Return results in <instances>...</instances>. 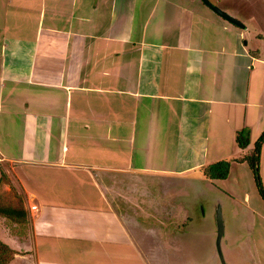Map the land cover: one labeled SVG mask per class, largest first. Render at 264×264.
I'll return each mask as SVG.
<instances>
[{
  "label": "crops",
  "instance_id": "crops-1",
  "mask_svg": "<svg viewBox=\"0 0 264 264\" xmlns=\"http://www.w3.org/2000/svg\"><path fill=\"white\" fill-rule=\"evenodd\" d=\"M244 40L202 0H0V178L29 229L0 218L11 264H218L198 259L169 189L250 177L264 67ZM259 171L264 187V143ZM248 209L236 247L264 264V205Z\"/></svg>",
  "mask_w": 264,
  "mask_h": 264
},
{
  "label": "rangeland",
  "instance_id": "rangeland-1",
  "mask_svg": "<svg viewBox=\"0 0 264 264\" xmlns=\"http://www.w3.org/2000/svg\"><path fill=\"white\" fill-rule=\"evenodd\" d=\"M210 1L246 26L245 29L241 28V31L244 35V41L247 42V48L249 50H255V52H257L256 55L259 56L258 61L262 62L261 64L258 62L256 63L255 66H257V69H261V66L264 67V0ZM256 137L254 133L251 138L252 143L257 142ZM239 173L240 171H236L233 177H231L230 185L217 181H209L201 175L190 176L187 181L182 178L183 180H180L179 186L177 181L170 183L169 191H172L171 194L173 195L171 196L173 199H171L170 205L174 206L173 204H176L175 207H185L188 212L185 214V216H187V219L185 217L186 224L189 226H186V238L190 240L194 237L190 243L196 240V248L199 251L198 259L201 262L207 261V257L212 253V256H215L218 264H224L220 259L217 249L218 233L216 215L218 206H221L225 228L221 248L225 264H227L228 260L229 264H249L246 262L248 257L246 259L244 258L245 254H243L242 249L236 247V245H238L237 242L242 239V235L239 231H243V226L238 227V225L242 221L240 219L245 220V216H243L244 209H248L249 207L260 208L264 205V200L259 193L252 171H250V177L248 176L247 179L245 178L244 182L241 180L242 178L238 176ZM235 180L237 182H234ZM6 181V177L0 178L1 206L5 208H25V200L14 192L12 187L9 188V182L6 183ZM6 184H8V186ZM153 185L155 186L157 183ZM158 186L160 187V185ZM167 186L169 187L168 184ZM227 188H235L236 191H239L238 194L242 197L241 200L234 201V199L229 196ZM163 190L165 191V189ZM164 191L160 190V193ZM245 203L247 208H244ZM254 204L258 205L253 206ZM33 206L34 205L29 206L31 216H34L35 213L32 212ZM11 223L13 222L11 221ZM28 230L26 224H20L13 227L12 234L21 238L27 236ZM0 239L4 238L0 237ZM255 239H261L258 236V232ZM262 240L264 241L263 236ZM227 241H230V244L235 246L232 247L231 252H229L226 246ZM258 241L261 242V240ZM259 244L261 245L262 243Z\"/></svg>",
  "mask_w": 264,
  "mask_h": 264
},
{
  "label": "trees",
  "instance_id": "trees-1",
  "mask_svg": "<svg viewBox=\"0 0 264 264\" xmlns=\"http://www.w3.org/2000/svg\"><path fill=\"white\" fill-rule=\"evenodd\" d=\"M239 28V27H238ZM264 143V132L261 135L260 139L255 145V150L252 155L246 157L244 162L248 164L250 167L255 181L257 188L261 197L264 200V187L261 182L260 178V171H259V160H260V151L261 146ZM238 144L242 149H246L249 145V141L245 140L244 135H239L238 137ZM230 171V163L228 162H220L216 165H213L209 168V172L212 173L210 177L213 180H225L228 177ZM0 218L8 219L15 224H27L28 217L25 212V208H5L0 204ZM17 255V252L14 251L11 247L0 240V264H10Z\"/></svg>",
  "mask_w": 264,
  "mask_h": 264
},
{
  "label": "water",
  "instance_id": "water-1",
  "mask_svg": "<svg viewBox=\"0 0 264 264\" xmlns=\"http://www.w3.org/2000/svg\"><path fill=\"white\" fill-rule=\"evenodd\" d=\"M202 2L205 4V6H207L214 13H216L218 16H220L224 20L228 21L229 23H231V24H233L239 28H242V29L246 28V26L241 21L237 20L236 18L232 17L230 14H228L227 12H225L224 10L219 8L218 6L214 5L210 0H202ZM216 224H217V233H218L217 249H218L220 259L225 264L224 256H223L222 248H221L222 239H223L224 234H225V228H224L221 206H218V208H217Z\"/></svg>",
  "mask_w": 264,
  "mask_h": 264
},
{
  "label": "built area",
  "instance_id": "built-area-1",
  "mask_svg": "<svg viewBox=\"0 0 264 264\" xmlns=\"http://www.w3.org/2000/svg\"><path fill=\"white\" fill-rule=\"evenodd\" d=\"M32 210H33L32 212H36L37 211V207L36 206H33L32 207Z\"/></svg>",
  "mask_w": 264,
  "mask_h": 264
}]
</instances>
